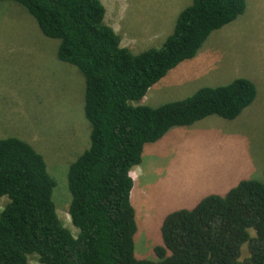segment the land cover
I'll return each instance as SVG.
<instances>
[{"label": "trees", "instance_id": "16d2710c", "mask_svg": "<svg viewBox=\"0 0 264 264\" xmlns=\"http://www.w3.org/2000/svg\"><path fill=\"white\" fill-rule=\"evenodd\" d=\"M12 1L59 40L57 59L83 75L90 144L67 168L73 233L56 212L43 156L20 138H0V264H264V178L242 179L224 195L166 214L153 259L135 256L130 203L129 170L146 143L211 114L234 119L255 99V84L237 77L158 106L136 102L241 15L246 0H191L159 45L137 53L105 23L101 0Z\"/></svg>", "mask_w": 264, "mask_h": 264}, {"label": "rangeland", "instance_id": "374dc122", "mask_svg": "<svg viewBox=\"0 0 264 264\" xmlns=\"http://www.w3.org/2000/svg\"><path fill=\"white\" fill-rule=\"evenodd\" d=\"M101 1L105 23L122 37V46L137 53L159 45L191 0ZM211 34L195 56L168 71L136 102L158 106L237 77L250 79L256 96L234 119L211 114L173 126L144 145L140 164L129 170L138 258H154L169 212L192 208L208 194L224 195L242 179L264 178V0H246L241 15ZM58 42L44 36L20 4L0 2V138H20L43 156L55 180L56 212L74 233L67 168L89 146L90 123L83 114L84 77L57 59Z\"/></svg>", "mask_w": 264, "mask_h": 264}, {"label": "clouds", "instance_id": "9594fccd", "mask_svg": "<svg viewBox=\"0 0 264 264\" xmlns=\"http://www.w3.org/2000/svg\"><path fill=\"white\" fill-rule=\"evenodd\" d=\"M1 209V208H0Z\"/></svg>", "mask_w": 264, "mask_h": 264}]
</instances>
